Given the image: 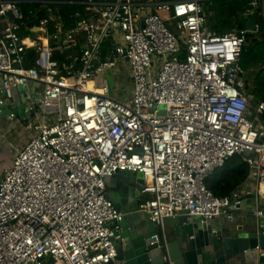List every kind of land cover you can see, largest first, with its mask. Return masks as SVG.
<instances>
[{
	"label": "built area",
	"instance_id": "2783aa9c",
	"mask_svg": "<svg viewBox=\"0 0 264 264\" xmlns=\"http://www.w3.org/2000/svg\"><path fill=\"white\" fill-rule=\"evenodd\" d=\"M76 1L38 0L29 12L44 15L22 24L25 1L0 0V106L10 109L7 131L23 140L11 144V164L0 176V264L114 262L121 237L115 222L125 214L109 197L107 178L120 171L143 175L147 197L138 210L159 225L180 214L234 217L252 191L219 196L206 185L234 155L250 166L249 180L264 198V101L247 93L240 65L247 34L259 25L211 31L208 0L141 7L136 0H82L87 15L76 11L68 29L60 9ZM257 8L264 15V0L249 2L247 22ZM32 20L39 25H28ZM122 61L129 99L113 94L107 77ZM17 90L21 118L12 103ZM161 235L157 229L150 243Z\"/></svg>",
	"mask_w": 264,
	"mask_h": 264
},
{
	"label": "water",
	"instance_id": "95a60500",
	"mask_svg": "<svg viewBox=\"0 0 264 264\" xmlns=\"http://www.w3.org/2000/svg\"><path fill=\"white\" fill-rule=\"evenodd\" d=\"M260 16V8H257L247 22L250 30L256 29ZM28 25L38 26L39 22L32 20ZM65 49H70V46ZM18 89L25 87L19 85ZM14 111L19 117L24 116L23 106ZM9 112V108L0 106V120ZM141 181L144 182V179L141 178ZM119 199L115 195L112 200L121 210ZM259 208L264 209V203ZM212 220L183 214L166 217L159 225L152 221L147 212H128L121 221H113L119 225L121 237L116 240L118 255L112 263L264 264V216L258 217L255 210L251 209L246 223L232 227H219ZM157 229L162 231L160 242L151 244V237Z\"/></svg>",
	"mask_w": 264,
	"mask_h": 264
},
{
	"label": "trees",
	"instance_id": "16d2710c",
	"mask_svg": "<svg viewBox=\"0 0 264 264\" xmlns=\"http://www.w3.org/2000/svg\"><path fill=\"white\" fill-rule=\"evenodd\" d=\"M215 1L217 0L210 1L212 12L210 24L217 33L225 34L235 30L239 25H246L237 16L240 13L239 11L241 13L246 11L249 2L252 0H230L227 6L216 5ZM31 4L26 2L21 4L23 16L19 20L20 23L24 24L32 18L44 15V12H39L36 15L30 14L29 10L33 8ZM214 7L216 10H214ZM257 24L259 25L258 32L247 34L240 55V65L245 71L246 90L253 97L254 102L264 101V15L258 18ZM29 53V64H32L34 63L35 52L30 50ZM128 74H130V71H128ZM129 83H131V77ZM115 95H119V93L117 92ZM250 175V166L243 161L240 155H234L207 178L206 185L216 195H229L243 186Z\"/></svg>",
	"mask_w": 264,
	"mask_h": 264
},
{
	"label": "crops",
	"instance_id": "0c3cea01",
	"mask_svg": "<svg viewBox=\"0 0 264 264\" xmlns=\"http://www.w3.org/2000/svg\"><path fill=\"white\" fill-rule=\"evenodd\" d=\"M26 3H32L31 7H34L35 5H37L38 0H24ZM98 1H108V0H98ZM148 0H136V5L138 7H141V3L142 5L146 4ZM211 0H208V2L211 5ZM84 4L82 0H77L74 3L71 4H67L64 5L63 7H61L60 9V15L62 20L64 21L65 27L66 28H73L76 25V17L74 16V13L76 11H80L83 14L82 15H87L86 12H84ZM164 15H168L166 12L162 13ZM89 15V13H88ZM5 20L3 19L2 16H0V24H4ZM48 31L50 33H52L54 31V26L50 25L48 28ZM39 32V30L37 28L32 30V34L33 35H37ZM76 39L78 40H82V34L80 32L76 33ZM81 42V41H80ZM78 41V48L80 47V43ZM80 43V44H79ZM67 47V46H66ZM65 47V48H66ZM104 49H111V39L105 43ZM69 50V49H67ZM71 50V47H70ZM69 50V51H70ZM105 52V54L103 55V57L105 59H109L110 58V53L109 50ZM72 54L76 55L77 54V50L74 49V46L72 47ZM71 53V52H70ZM121 69L126 70V74H125V79L130 80V74H128L129 67L127 65L126 62L122 61L121 64H119V68L115 69V71L119 72L121 71ZM122 81V84L124 85V83L126 82V80ZM132 85V84H131ZM19 90V89H18ZM131 90H132V86L131 89L129 87V91L127 93V95H122V97L129 99L131 96ZM17 93V92H16ZM15 93V96H16ZM120 93V92H118ZM13 104H15L16 108L23 106L25 108V102L23 100V97L19 91V96L16 97V100L14 99V101L12 102ZM21 118V117H20ZM5 120L1 119L0 120V167L1 166V162L3 161L2 159L4 157H2V154L4 152H6V150H9L11 153H8L12 159L13 157V153L10 150V146L11 144H16V145H21L23 144V140L20 137V133L18 132H9L7 131L6 127H5ZM119 173V172H118ZM117 175L114 174L110 177L107 178V183H108V189H109V195L111 196V198L114 200V196L116 195L117 197H120V205H121V211L124 214H127L128 212L131 211H135L138 210L139 205L141 203V201L145 200V198L147 197L146 195H144L141 191V188L144 184L143 181H141V178L143 180L142 174L140 172H128V171H120V173ZM2 173H0L1 176ZM256 187H257V182H255L254 180H247L245 182V184L241 187H239L240 189H250L252 192L250 193L252 201H250V197H248L246 203L242 206V208L235 210L234 212V217H229L226 214H223L221 216L218 217H214L212 218L213 222H215L216 224L219 225V227H227V226H233V225H240L242 223H246V219H248L250 217L251 214V209L256 210L258 209V206L263 205L264 203V198H258L256 195ZM263 191H264V187H263ZM183 215V214H180ZM196 219H202L199 216H194ZM113 264V263H110Z\"/></svg>",
	"mask_w": 264,
	"mask_h": 264
},
{
	"label": "rangeland",
	"instance_id": "374dc122",
	"mask_svg": "<svg viewBox=\"0 0 264 264\" xmlns=\"http://www.w3.org/2000/svg\"><path fill=\"white\" fill-rule=\"evenodd\" d=\"M230 2V0H217L215 1V4L216 5H222V6H227L228 3ZM214 10H216V8L214 7ZM213 11V10H212ZM240 13H238V18L241 20V22L243 24H247V15H244V13L246 11H244L243 13H241V11H239ZM212 13V12H211ZM161 16L167 20V16L164 15V14H161ZM236 19V18H235ZM208 29L211 30V31H215L213 28H212V25L209 24L208 25ZM125 74H126V70H124L123 72V69H121V71L118 72L115 71V70H111L107 73V77L109 78V81H110V84H111V91L113 94L117 93V92H120L121 96L122 95H127L128 91H129V87L131 86V83L128 82V80L125 79ZM126 80V82L124 83V85L122 84V81L123 80ZM19 96V91L17 90V93H16V96H15V100H16V97ZM253 105V104H252ZM8 153H11L9 150H6V152H4L2 154V157H4L1 162V166L3 167H0V173L3 172L4 168L9 166L11 164V157Z\"/></svg>",
	"mask_w": 264,
	"mask_h": 264
}]
</instances>
